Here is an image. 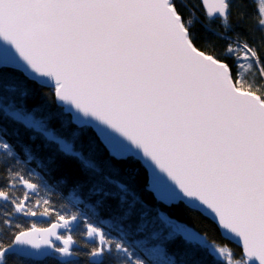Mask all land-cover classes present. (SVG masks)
Segmentation results:
<instances>
[{
	"label": "snow or ice",
	"instance_id": "1",
	"mask_svg": "<svg viewBox=\"0 0 264 264\" xmlns=\"http://www.w3.org/2000/svg\"><path fill=\"white\" fill-rule=\"evenodd\" d=\"M207 3L0 0V119L21 122L54 150L40 158L42 169L57 157L78 162L73 191L119 234L84 222L95 240L92 264H201L200 252L217 264H264V46L227 35L230 0L207 12L220 22L214 35L223 46L198 45L196 10ZM34 85L51 90L58 110L28 108ZM0 152L15 158L2 136ZM132 158L150 176L122 178ZM25 159H36L32 146ZM0 173V264L75 255L77 214H57L62 224L49 228L23 226L14 218L48 216L52 206L33 201L39 185L7 161ZM180 204L210 216L225 240L241 245L240 256L177 220Z\"/></svg>",
	"mask_w": 264,
	"mask_h": 264
},
{
	"label": "trees",
	"instance_id": "2",
	"mask_svg": "<svg viewBox=\"0 0 264 264\" xmlns=\"http://www.w3.org/2000/svg\"><path fill=\"white\" fill-rule=\"evenodd\" d=\"M231 12H230V23L232 25V30L227 33L229 37L236 38L239 35L243 39H247L249 43H254L257 47L264 46V31L258 27L257 14L260 10V3L258 0H230ZM196 26L193 31L196 34V40L198 45L208 46L215 45L217 48L223 46L224 41L219 39L218 36L214 35V32L220 30V22L217 19H213L210 22L207 20V14L202 7L198 6L196 10ZM211 29V30H209ZM36 88V94L29 98L27 101V106L31 109L35 105L43 106L45 113L47 111H56L57 105L54 96L49 97L47 93L51 91L48 88H39L38 86H33ZM44 113H37L39 117ZM71 131V129L69 130ZM67 134V133H66ZM88 135H93L94 132L91 128L87 130ZM0 136L9 143L11 150L15 154V158L7 157L3 152H0V167H3L4 163L7 161L9 169H15L21 172L25 176H30L32 182L39 185V191L37 194L33 195V201L39 199L41 201L47 199L52 208L49 210L50 214L58 211L63 213L60 205L66 200L63 197V192L67 193L70 188L73 189V184H75L80 177V168L77 161L66 157H57L55 166L49 169H42L39 162L34 160H20L16 155L14 145L17 144L15 141L27 146H32L33 151L39 155L40 158L48 154H55L54 150L43 148L42 145L44 141L38 136L34 130L28 129L24 124L18 121H14L11 118L0 119ZM86 140L87 137H84ZM80 146V142L77 143ZM122 178L132 179L135 175L138 178H142L146 174V170L141 165V163L132 158L127 161V163L121 166ZM45 175L40 176L39 173ZM40 176V177H39ZM35 179V180H34ZM5 176L0 173V185L4 184ZM10 180V178H9ZM34 180V181H33ZM15 191L20 192L21 189L17 187ZM85 200L86 197L81 195ZM47 205L40 204L37 206V210L43 212ZM174 216L177 220L188 224L195 228L202 234H206L207 238L223 242L219 229L216 224L200 213H189L182 204L177 205L175 208ZM14 219L17 220V217ZM19 222V221H18ZM23 225V224H22ZM28 227L29 225H23ZM77 238H81L77 236ZM231 250H235L240 253L238 247L234 246L230 242H226ZM114 255L115 252L113 251ZM239 256V255H236ZM198 259L201 264H217L210 261L209 257L203 256L201 253L198 255ZM84 261L85 258L83 259ZM10 264H22L21 261L16 260L14 257H9ZM62 258L60 260L54 258H45L38 262V264H65ZM79 259V261H68V264H88ZM29 264H36V262H29Z\"/></svg>",
	"mask_w": 264,
	"mask_h": 264
},
{
	"label": "bare ground",
	"instance_id": "3",
	"mask_svg": "<svg viewBox=\"0 0 264 264\" xmlns=\"http://www.w3.org/2000/svg\"><path fill=\"white\" fill-rule=\"evenodd\" d=\"M91 129L93 132H95V130L93 128H91ZM15 143L17 145L16 146L14 145L13 147L15 148L16 155L18 156V158L20 160H26L25 157L28 155L27 146L20 143L19 141H15ZM34 154L36 156V159H34V161L39 162V160H40L39 155H37L36 152H34ZM39 175L43 176L45 174L43 172V173H39ZM63 197L66 200L60 205V208L64 212H70V213H68V214L63 213L62 214L61 212L56 211V212H54L48 216H36V217H28V218L17 217V220L23 225H29L28 227H30L32 224H35L37 228H49L53 223L62 224V222L57 219V214H62L65 216H70L73 213L77 214L78 220L73 224L72 231L70 233L74 239V244L70 245V247H72L73 251L76 254L73 255L72 257H68V258H63V257H60L59 255L53 254L50 258H54L57 260H60V258H62L64 260H68V261H72V260L79 261V259L84 261L83 259L85 258L86 261H84V262H86L88 264H92V261L94 258H91L88 255V253H89L90 249L92 247H94L95 240L93 238L87 237L85 235L84 222L85 221H91L95 226L101 227L105 232L109 233L113 239H118L119 234L117 232V229L113 226L112 221H110L109 219L102 216L101 213L95 208L94 205H92L87 200H85L80 194L74 192L72 188H70L67 193L63 192ZM206 217L209 218L210 220H212L210 217H208V216H206ZM217 228L219 229L218 226H217ZM60 230L62 231V229H60ZM61 231H59V232H61ZM218 231H219V234H220L222 240L224 241V243L208 238L209 241L210 242L215 241V242H218L220 245H227V246H228V244L226 242H230L231 244L236 246V248L238 247V249L240 250V253H238L235 250H232V251L235 252L236 255L240 256V254L242 252L241 245H239L237 242H235L233 240H225L221 235L220 229ZM67 234L68 233H65V235H67ZM77 236H80L81 238H77ZM57 243L61 244L62 241H59ZM129 243H131V242H129ZM228 248H230V247L228 246ZM113 251L115 252V250H113ZM200 253L205 257L206 256L209 257L210 261H212L213 263H217V261L214 260L213 257L209 256L208 254H206L204 252H200ZM239 256H236V257L238 258ZM43 259H45V258H43Z\"/></svg>",
	"mask_w": 264,
	"mask_h": 264
},
{
	"label": "water",
	"instance_id": "4",
	"mask_svg": "<svg viewBox=\"0 0 264 264\" xmlns=\"http://www.w3.org/2000/svg\"><path fill=\"white\" fill-rule=\"evenodd\" d=\"M215 2V0H208V3L207 4H205V5H203L202 6V8L205 10V12L207 13L208 12V7L210 6V5H212L213 3ZM9 51L13 54V55H15V51L13 50V49H9ZM4 53H3V49L2 48H0V56H2ZM135 159V158H134ZM136 160H138L140 163H141V165L144 167V169L146 170V174H148L149 176H150V169H148L147 168V166L146 165H144L143 164V162L141 161V160H139V159H136ZM208 217H210V216H208ZM211 218V217H210ZM212 219V218H211ZM216 223V222H215ZM216 225H217V223H216ZM218 226V225H217ZM220 229V228H219ZM57 231L59 232V231H61L60 229H57ZM221 231V230H220ZM36 235H39V233H37ZM52 239H54V237L52 238ZM234 241V240H233ZM236 242V241H235Z\"/></svg>",
	"mask_w": 264,
	"mask_h": 264
},
{
	"label": "rangeland",
	"instance_id": "5",
	"mask_svg": "<svg viewBox=\"0 0 264 264\" xmlns=\"http://www.w3.org/2000/svg\"><path fill=\"white\" fill-rule=\"evenodd\" d=\"M258 1H259V3H260V8H261V6H262V5H261V0H258ZM74 195H75V194H74Z\"/></svg>",
	"mask_w": 264,
	"mask_h": 264
}]
</instances>
